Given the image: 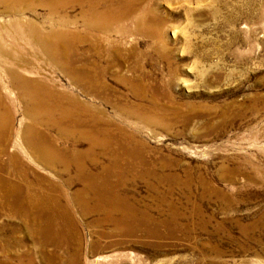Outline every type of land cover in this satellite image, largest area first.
<instances>
[{"label":"rangeland","instance_id":"obj_1","mask_svg":"<svg viewBox=\"0 0 264 264\" xmlns=\"http://www.w3.org/2000/svg\"><path fill=\"white\" fill-rule=\"evenodd\" d=\"M30 1L17 13L0 4L2 115L11 119L0 179L22 189L0 197V264H264V0H135L105 31L86 28L83 5ZM30 24L47 43L51 30L60 64L35 55ZM66 29L77 34L73 52L68 37H53ZM8 67L93 105L101 125L133 142L157 175L125 172L120 191L150 220L115 225L81 210L71 199L81 183H68L75 167L45 165L28 142L65 139L41 123L25 130L32 118ZM37 193L48 214L51 195L60 200L51 244L33 229L27 196Z\"/></svg>","mask_w":264,"mask_h":264},{"label":"bare ground","instance_id":"obj_2","mask_svg":"<svg viewBox=\"0 0 264 264\" xmlns=\"http://www.w3.org/2000/svg\"><path fill=\"white\" fill-rule=\"evenodd\" d=\"M22 1L25 0H0V4L4 8L3 11L17 13L21 9L20 5L22 3L20 2ZM33 1L36 0H31L26 5L32 6ZM135 3V0H51V8L56 11L59 6L83 5L85 9L82 12V17L86 22V28L105 31L111 27L112 23L119 21L131 9H134ZM144 17L143 14L135 18L141 20ZM64 21H67V19H61L62 23ZM28 26V31L32 36L31 39L40 42L39 49L34 52L35 55L44 53L49 59L51 57L52 59L57 58L60 64L61 58L56 54L55 43L51 44V30L47 34L49 38L47 43L42 36L35 35V26L33 27L32 24ZM76 35L75 31L66 29L60 33H55L53 37L56 42L64 36L68 37L67 39H70L71 44L69 45V51L73 52L75 49L73 40L77 38ZM7 70L12 77L11 79L16 80V85L13 86L18 87L17 98L24 103L25 114L32 118V122L25 125V130L31 132L34 130L33 127L36 123H41L47 127L56 128L60 137L65 139L63 144H57L56 137L55 141L51 139V142H48L47 138L40 136L38 140L31 142L30 138L28 142L35 145L34 152L37 154L35 156L45 165L60 163L65 170L72 166L75 167V177L69 180L68 183L71 184L75 180L81 183V187L73 193L71 198L75 203H78L81 210L84 213L93 210L99 211L103 215V220L115 221V225L117 221L132 223L136 221L137 214L141 217L146 216L150 220L151 216L147 213V209L143 211L145 214L139 212V209L127 204L128 202L125 199L127 195L120 191L126 184L127 173L125 172L133 171V175L137 174L139 176L157 175L154 173L155 170L151 167L150 161L146 160L138 152L139 150H136L133 142L122 140V137L111 132L108 124L101 125L99 112L93 111V105L81 101L74 94L63 89L59 90L54 85L51 84L50 86L40 80H29L20 77L10 67ZM6 104L5 97L0 94V152L4 151L10 136L7 132L10 130L11 119L10 117L4 119L2 115L6 111L10 115V107ZM2 108H4V112H2ZM2 130L6 132L4 133ZM68 140H72V143H67ZM83 140L85 141V147L79 148L77 142ZM15 157L16 154H10L9 161L13 164L17 163V166H19V161ZM88 163L99 168V171L96 173L91 172ZM141 166H147L144 173L137 172L138 169L136 170L137 167ZM21 190L12 181L0 179L1 199L17 198L19 196L18 192ZM53 195H51V214H48L45 210L48 206L40 194L27 196L30 202L29 205L36 214L33 217L35 219L33 229L43 237L44 242L48 241L50 244L56 241L51 236V216L53 217L55 214L60 201L54 198ZM47 210L50 213V208H47ZM172 216L173 213L170 211L169 217Z\"/></svg>","mask_w":264,"mask_h":264}]
</instances>
